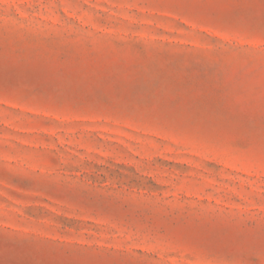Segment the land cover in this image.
<instances>
[{
  "label": "rangeland",
  "instance_id": "1",
  "mask_svg": "<svg viewBox=\"0 0 264 264\" xmlns=\"http://www.w3.org/2000/svg\"><path fill=\"white\" fill-rule=\"evenodd\" d=\"M0 264H264V0H0Z\"/></svg>",
  "mask_w": 264,
  "mask_h": 264
}]
</instances>
